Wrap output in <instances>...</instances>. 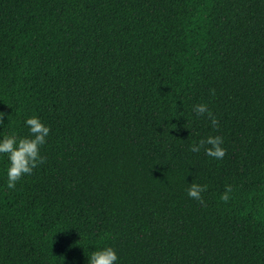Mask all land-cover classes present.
Here are the masks:
<instances>
[{"label": "trees", "instance_id": "obj_1", "mask_svg": "<svg viewBox=\"0 0 264 264\" xmlns=\"http://www.w3.org/2000/svg\"><path fill=\"white\" fill-rule=\"evenodd\" d=\"M0 112L50 128L14 190L0 158V264H264V0H0Z\"/></svg>", "mask_w": 264, "mask_h": 264}, {"label": "clouds", "instance_id": "obj_2", "mask_svg": "<svg viewBox=\"0 0 264 264\" xmlns=\"http://www.w3.org/2000/svg\"><path fill=\"white\" fill-rule=\"evenodd\" d=\"M196 116H207L213 128L218 125V120L205 103L192 106ZM4 113L0 112V121L4 119ZM10 115L7 116L9 123ZM7 123V124H8ZM23 127L27 129L26 135L18 134L16 131H9L7 134H0V158L6 157L4 169L7 190H14L17 182L24 176L32 175L33 170L44 162L40 149L46 144L50 128L36 115L26 117ZM223 140L219 135H209L189 144L192 153H199L203 149L204 154L215 160H222L226 155V149L222 146ZM187 196L197 202L203 203L202 193L206 185L196 182L188 183ZM231 187H226L220 199L227 202ZM87 264H119L116 251L111 246L97 248L87 256Z\"/></svg>", "mask_w": 264, "mask_h": 264}]
</instances>
